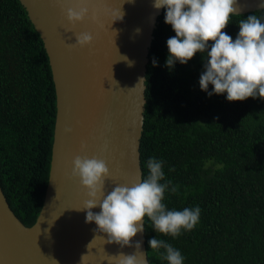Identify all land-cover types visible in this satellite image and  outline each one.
<instances>
[{
    "label": "trees",
    "instance_id": "trees-1",
    "mask_svg": "<svg viewBox=\"0 0 264 264\" xmlns=\"http://www.w3.org/2000/svg\"><path fill=\"white\" fill-rule=\"evenodd\" d=\"M165 11L157 17L145 65L141 179L150 158L162 161L161 183L171 181L167 209L201 212L195 228L176 238L156 233L146 217L148 264H168L163 249H150L152 238L179 250L184 264H264V99L229 102L226 93L202 91L206 53L169 69L167 40L175 32L164 21ZM250 14L264 20V9L247 12L232 17L224 31L235 39L239 20ZM54 115L42 40L19 0H0V187L25 225L41 206Z\"/></svg>",
    "mask_w": 264,
    "mask_h": 264
},
{
    "label": "water",
    "instance_id": "water-1",
    "mask_svg": "<svg viewBox=\"0 0 264 264\" xmlns=\"http://www.w3.org/2000/svg\"><path fill=\"white\" fill-rule=\"evenodd\" d=\"M19 2L47 54L55 115L47 182L30 225L14 214L0 187V264H81L84 255L85 264H109L104 259L107 255L135 254L138 241L146 254L144 232L132 238V246L121 247L109 243L108 235L96 230L95 222L86 223V211L76 209L88 199L87 190L70 177L72 161L79 155L105 160L111 172L106 194L115 185H131L141 179L138 147L145 65L162 9L156 10L153 0H86L89 18L71 25L66 9L76 7L80 0ZM239 2L242 14L260 9L259 0ZM120 8L124 16L117 20ZM82 32L93 35L92 44L69 47L76 42L75 34ZM121 56L134 66L129 67ZM65 128L72 131L66 133ZM82 144L86 145L83 150ZM100 210L92 209L94 213Z\"/></svg>",
    "mask_w": 264,
    "mask_h": 264
},
{
    "label": "clouds",
    "instance_id": "clouds-1",
    "mask_svg": "<svg viewBox=\"0 0 264 264\" xmlns=\"http://www.w3.org/2000/svg\"><path fill=\"white\" fill-rule=\"evenodd\" d=\"M85 3L86 0H80L76 7L66 9L69 24L83 23L89 18V8L84 6ZM153 7L166 10L164 21L175 32V36L167 40L168 57L165 63L169 69L176 62L184 65L197 53H206L204 71L199 79L202 91L209 96L226 93L229 102L257 97L264 99V20L261 17L250 14L240 19L238 35L233 39L224 30L232 17L242 15L244 8L239 0H153ZM258 8L264 9V0H259ZM123 16L120 8L117 20H122ZM75 36L76 42L69 47L84 48L93 42V35L89 32ZM121 57L129 67L134 66V62L126 56ZM156 64L154 59L153 66ZM209 85L212 86L211 92L208 91ZM71 131V128H65L66 133ZM85 147L81 145L82 150ZM72 164L70 178L79 180L88 197L83 207L76 210L86 211V223L95 222L96 230L106 233L109 243L132 246V238L145 230L146 217L156 233L173 238L179 237L182 231H191L199 222V207L184 208L182 211L167 209L163 201L171 181L161 183L165 179L162 161L150 158L145 178L131 185H115L107 194L106 181L111 178V172L105 160L77 155ZM170 190L175 194L178 186H172ZM97 207L101 210L94 213L92 209ZM149 245L152 250L163 249L161 255L168 264H184L181 252L165 240L152 238ZM135 248V254L107 255L104 259L109 264L113 260L117 264H146L147 254L140 251L141 242L138 241ZM86 259L87 255L82 256L81 264H85Z\"/></svg>",
    "mask_w": 264,
    "mask_h": 264
}]
</instances>
